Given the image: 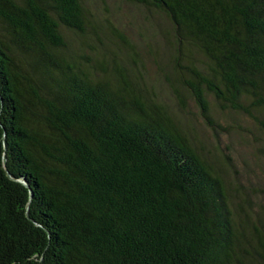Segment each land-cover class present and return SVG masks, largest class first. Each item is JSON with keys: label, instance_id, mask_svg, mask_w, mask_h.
I'll return each mask as SVG.
<instances>
[{"label": "trees", "instance_id": "trees-1", "mask_svg": "<svg viewBox=\"0 0 264 264\" xmlns=\"http://www.w3.org/2000/svg\"><path fill=\"white\" fill-rule=\"evenodd\" d=\"M130 1L174 28L178 104L248 116L264 152V0ZM90 25L83 0H0V264H264V211L135 69L70 46Z\"/></svg>", "mask_w": 264, "mask_h": 264}, {"label": "rangeland", "instance_id": "rangeland-1", "mask_svg": "<svg viewBox=\"0 0 264 264\" xmlns=\"http://www.w3.org/2000/svg\"><path fill=\"white\" fill-rule=\"evenodd\" d=\"M92 25L83 35L70 31L66 38L76 51L103 61L133 68L150 93L178 117L189 137L219 167L235 203L257 216L264 211L263 134L248 116L210 103V122L188 97L179 105L176 81L174 28L166 15L130 0H83Z\"/></svg>", "mask_w": 264, "mask_h": 264}, {"label": "water", "instance_id": "water-1", "mask_svg": "<svg viewBox=\"0 0 264 264\" xmlns=\"http://www.w3.org/2000/svg\"><path fill=\"white\" fill-rule=\"evenodd\" d=\"M4 161H6V156H4Z\"/></svg>", "mask_w": 264, "mask_h": 264}]
</instances>
